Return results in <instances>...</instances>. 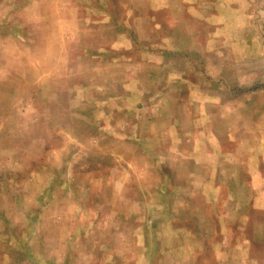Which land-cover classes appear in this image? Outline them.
<instances>
[{
	"label": "rangeland",
	"instance_id": "1",
	"mask_svg": "<svg viewBox=\"0 0 264 264\" xmlns=\"http://www.w3.org/2000/svg\"><path fill=\"white\" fill-rule=\"evenodd\" d=\"M258 221L264 0H0V264H264Z\"/></svg>",
	"mask_w": 264,
	"mask_h": 264
},
{
	"label": "crops",
	"instance_id": "2",
	"mask_svg": "<svg viewBox=\"0 0 264 264\" xmlns=\"http://www.w3.org/2000/svg\"><path fill=\"white\" fill-rule=\"evenodd\" d=\"M261 223H262L261 221H258V224H261ZM262 224H264V223H262ZM177 236L179 237V234H177ZM243 240H247V238H243L242 240H240V242L242 243ZM223 241L225 242V244L228 242V239L226 238V236L223 239ZM172 252H173L172 250H169V254H171ZM259 257H262V255H259Z\"/></svg>",
	"mask_w": 264,
	"mask_h": 264
}]
</instances>
